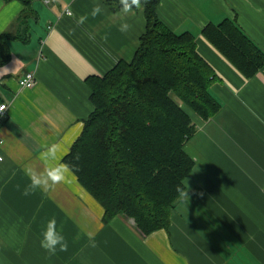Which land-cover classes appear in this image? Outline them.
<instances>
[{"label": "crops", "instance_id": "0c3cea01", "mask_svg": "<svg viewBox=\"0 0 264 264\" xmlns=\"http://www.w3.org/2000/svg\"><path fill=\"white\" fill-rule=\"evenodd\" d=\"M32 7L27 39H9L11 57L0 66V104L7 106L0 114V264H264V65L246 77L202 34L209 22L230 18L264 53V0L157 5L166 26L194 34L221 107L208 119L193 117L185 191L169 226L148 234L123 215L104 222L102 205L69 168L59 184H32L33 175L64 163L92 110L86 78L133 56L145 25L142 4L127 12L106 0H34ZM21 9L18 0H0V33L20 29ZM125 20L130 27L122 32ZM28 71L36 81L23 87ZM53 146L55 159L46 156ZM53 218L68 246L49 253L40 239Z\"/></svg>", "mask_w": 264, "mask_h": 264}, {"label": "trees", "instance_id": "16d2710c", "mask_svg": "<svg viewBox=\"0 0 264 264\" xmlns=\"http://www.w3.org/2000/svg\"><path fill=\"white\" fill-rule=\"evenodd\" d=\"M18 1L20 29L0 33V66L10 60L9 39H27L35 12L34 0ZM159 1L141 0L145 25L133 56L86 78L92 110L62 158L102 205L104 222L133 218L142 234L167 228L185 191L194 165L184 148L196 130L193 114L208 119L221 107L210 91L213 69L194 34L166 26L156 13ZM202 34L246 77L264 65V53L234 20L209 22Z\"/></svg>", "mask_w": 264, "mask_h": 264}, {"label": "clouds", "instance_id": "9594fccd", "mask_svg": "<svg viewBox=\"0 0 264 264\" xmlns=\"http://www.w3.org/2000/svg\"><path fill=\"white\" fill-rule=\"evenodd\" d=\"M122 9L124 12L129 11L133 5L140 7L141 0H121ZM100 11L99 6L93 9L92 15H96ZM86 17L81 16L79 22H83ZM130 25L125 20L122 21L119 25L120 31L126 32L129 29ZM90 38L94 39L95 37L92 34H89ZM56 148L53 146L49 149L46 156L51 159H55ZM68 165L66 163H57L48 167L44 173L40 175H33L32 184L33 186H38L41 183H51L59 184L64 180L65 173L68 171ZM40 245L46 249L49 253H55L57 249L65 250L68 246L67 239L63 232L57 228L55 218L48 221L46 227L42 230V236L40 239Z\"/></svg>", "mask_w": 264, "mask_h": 264}, {"label": "built area", "instance_id": "2783aa9c", "mask_svg": "<svg viewBox=\"0 0 264 264\" xmlns=\"http://www.w3.org/2000/svg\"><path fill=\"white\" fill-rule=\"evenodd\" d=\"M66 13H71L68 8H66ZM36 78L33 71L26 72L20 79L19 84L23 87H31L35 84ZM7 106L5 103L0 104V114L3 113L4 110H6ZM2 140H0V143ZM0 160H2V155L0 154Z\"/></svg>", "mask_w": 264, "mask_h": 264}, {"label": "rangeland", "instance_id": "374dc122", "mask_svg": "<svg viewBox=\"0 0 264 264\" xmlns=\"http://www.w3.org/2000/svg\"><path fill=\"white\" fill-rule=\"evenodd\" d=\"M193 117H195V118H196V115H194V114H193ZM197 117H198V118H200L199 116H197Z\"/></svg>", "mask_w": 264, "mask_h": 264}]
</instances>
